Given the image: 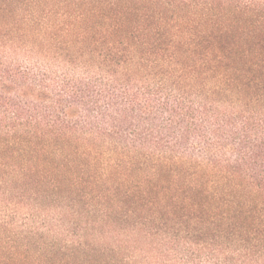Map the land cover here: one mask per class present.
<instances>
[{"label":"trees","instance_id":"16d2710c","mask_svg":"<svg viewBox=\"0 0 264 264\" xmlns=\"http://www.w3.org/2000/svg\"><path fill=\"white\" fill-rule=\"evenodd\" d=\"M0 264H264V0H0Z\"/></svg>","mask_w":264,"mask_h":264}]
</instances>
